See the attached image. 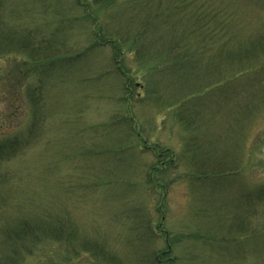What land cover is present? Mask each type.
<instances>
[{"label":"rangeland","instance_id":"obj_1","mask_svg":"<svg viewBox=\"0 0 264 264\" xmlns=\"http://www.w3.org/2000/svg\"><path fill=\"white\" fill-rule=\"evenodd\" d=\"M123 2L116 30L150 22L159 46L191 48L179 72L148 84L134 54L101 45L96 7L0 0V51H15L0 56V119L16 65L48 113L0 164V264H264V86L238 60L264 30V0ZM24 223L35 229L21 241Z\"/></svg>","mask_w":264,"mask_h":264},{"label":"trees","instance_id":"obj_2","mask_svg":"<svg viewBox=\"0 0 264 264\" xmlns=\"http://www.w3.org/2000/svg\"><path fill=\"white\" fill-rule=\"evenodd\" d=\"M121 1L122 0H73L72 5L75 9H80L79 7H81V4H87L90 8L96 7L102 23L99 30L100 35L98 37L101 40V45H110L113 50H117L119 56H121L120 59H125L127 57L126 55L131 54L133 56L134 54L138 58L137 62L143 64L142 68L149 69V72H143L142 75L143 79L148 81V84L150 80V74H154L155 76L157 73H164L172 70L179 72L180 65L190 58L191 48L184 47L181 42L180 44L178 43L179 41L175 42L171 46H159L160 43H156L154 39L148 35L147 28L150 23L148 21L145 27L139 28L138 31L134 33H121L120 31L116 30V25L111 20L109 13L117 9L120 6ZM165 1L168 2L167 4H186L185 0L183 1V3H180L177 0H124L123 4H135L136 6V4L138 3L144 4L146 7H148L150 4H164ZM211 1L213 4H224L223 0ZM157 11L159 12L158 8ZM164 11L167 10H162V12ZM74 12H76V10ZM189 17L190 15L185 16L186 19ZM191 17L198 20L200 23L202 22V19L200 18L199 20L197 13L195 12ZM82 18V21L88 22L84 19V17ZM103 18H105V20ZM75 19L77 18H73L72 20L74 21ZM86 19L88 20L87 17ZM108 21H110L109 23H113V25L109 26ZM236 22L237 18L233 15L231 17V21H229V25H227V34L229 30L231 31V33L226 42L231 43V47H233L232 43L237 38V33H239L240 35L239 28L237 27L238 24H236ZM206 42L207 41L202 38V42L197 47V49L206 47ZM244 42L246 43V50L243 54L244 56H239L238 60H245V68L243 69L245 71V74L249 73V75H252L253 72L260 73V79L253 78L252 80L255 81L250 82V84L253 86H257L260 83V86L263 87L264 60H262L261 57L264 56V30L260 34L250 35L249 38H246L244 40ZM212 43V45L219 46L218 40L215 42V44L213 41ZM96 46L99 47L100 44H97ZM13 52L15 51H0V56ZM34 52H36V50H34ZM38 52L37 56H39ZM45 58L47 61L49 60L47 56H45ZM30 60V62H34L35 59L33 58V56H31ZM38 60L41 61V59ZM51 62H54V58H52ZM72 63H74V61ZM14 68L16 70L15 72L9 71L7 73V75H9L10 77L12 76L14 79H12L9 83H6L4 88V91H6V95L8 98H6L7 102L5 104L6 112L1 116L0 119V128L1 131H3L0 136V164L10 160L19 152L27 149L30 144L34 143L40 137L42 125L45 123L46 119H48L47 110L42 104L43 92L45 91V88L34 87L33 85L32 87L30 84L25 85L26 83H23V80L29 79V75H31L32 78V71H30L29 69L21 70L19 69L18 65H16ZM120 70L124 69L120 68ZM232 71L235 72V70L233 69ZM128 72L129 71H126L125 73L128 74ZM130 72L132 73L133 70L131 69ZM118 73L122 77L124 76L123 73L119 72V69ZM42 79L45 78L42 77ZM126 82L128 83L129 87V84L132 82V80L129 79ZM259 94V96H262L264 99L263 88L261 90V93ZM247 96L248 99H252L251 94ZM263 105L264 102L262 106ZM261 110L262 108L260 110L255 109V111L258 113H260ZM259 117L263 118L264 114L259 115ZM259 117L257 119H259ZM262 192L264 195V184L262 187ZM24 224V226L22 224L21 228L17 232V235L21 241H25L27 238H29L31 233L35 229L34 226L28 223V226L26 225V223ZM42 237H46V234H43ZM56 237L52 238L59 240ZM109 263L116 264L112 261H109Z\"/></svg>","mask_w":264,"mask_h":264}]
</instances>
